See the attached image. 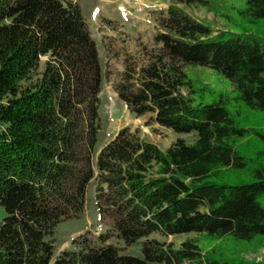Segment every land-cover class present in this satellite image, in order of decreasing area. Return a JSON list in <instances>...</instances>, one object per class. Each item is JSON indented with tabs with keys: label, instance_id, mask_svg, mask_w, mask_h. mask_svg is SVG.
Wrapping results in <instances>:
<instances>
[{
	"label": "trees",
	"instance_id": "1",
	"mask_svg": "<svg viewBox=\"0 0 264 264\" xmlns=\"http://www.w3.org/2000/svg\"><path fill=\"white\" fill-rule=\"evenodd\" d=\"M233 11L217 31L173 2L156 53L125 56L113 83L135 115L196 139L163 150L122 128L96 153L101 65L80 5L0 0V264H264L214 247L264 243V127L245 115L264 112V0ZM200 66L233 82L232 99L197 86L186 68ZM94 179L101 221L128 245L145 238L144 258L86 232L54 259L56 228L85 212ZM191 232L213 249L150 237Z\"/></svg>",
	"mask_w": 264,
	"mask_h": 264
},
{
	"label": "rangeland",
	"instance_id": "2",
	"mask_svg": "<svg viewBox=\"0 0 264 264\" xmlns=\"http://www.w3.org/2000/svg\"><path fill=\"white\" fill-rule=\"evenodd\" d=\"M72 1L81 7L82 14L89 25L98 61L101 65L99 116L102 127L98 133L99 140L95 147L96 153H99L106 143L113 140L117 135L116 133L122 128L136 131L143 138L155 143L163 150H167L178 138L193 142L196 139L195 133L173 132L157 124L154 121V115L151 113H146L143 116L135 115L113 91V83L120 77L119 75L124 68L125 56L132 55L134 60L142 64L146 63L153 53H156L159 44L156 43L155 38L162 32V23L167 17L169 6L173 2H177L181 9L198 21H203L212 29L220 31L230 27L225 17L228 13L234 12L233 10L241 4L242 0H209L208 4H204L200 0ZM186 69L197 86L205 85L208 89L223 91L229 94L230 99H232L231 96L235 87L231 80L207 67H187ZM245 115L249 116L253 123L255 122L259 126L262 124L264 127V112L258 116L248 112ZM97 183V179H94L88 185L85 212L79 217L64 219L57 226L53 237L55 240L54 259L60 256L62 251L73 249V241L77 236L86 232H90V236L93 237L110 232L111 237L108 242L117 246L121 254L144 258L142 246L145 238L128 245L122 238L114 234L107 221H101L96 207ZM6 215V210L0 206V222ZM99 224H102L103 228L100 233L96 234L95 229ZM150 237L162 242L165 241L176 249L186 240L196 238L200 244L208 245L210 250L213 249L211 244L205 242L203 236L194 232L178 234L177 236L153 233ZM218 246L222 247V250L230 257L264 262V243L256 247V245L222 240L221 243L214 245V247Z\"/></svg>",
	"mask_w": 264,
	"mask_h": 264
},
{
	"label": "built area",
	"instance_id": "3",
	"mask_svg": "<svg viewBox=\"0 0 264 264\" xmlns=\"http://www.w3.org/2000/svg\"><path fill=\"white\" fill-rule=\"evenodd\" d=\"M102 228H103V225H102V224H99V225L97 226V228L95 229V233H96V234L100 233V231L102 230Z\"/></svg>",
	"mask_w": 264,
	"mask_h": 264
}]
</instances>
